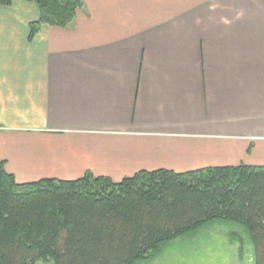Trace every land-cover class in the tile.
I'll return each mask as SVG.
<instances>
[{
  "label": "crops",
  "instance_id": "1",
  "mask_svg": "<svg viewBox=\"0 0 264 264\" xmlns=\"http://www.w3.org/2000/svg\"><path fill=\"white\" fill-rule=\"evenodd\" d=\"M0 6V160L20 184L264 166V0Z\"/></svg>",
  "mask_w": 264,
  "mask_h": 264
},
{
  "label": "trees",
  "instance_id": "2",
  "mask_svg": "<svg viewBox=\"0 0 264 264\" xmlns=\"http://www.w3.org/2000/svg\"><path fill=\"white\" fill-rule=\"evenodd\" d=\"M28 1L40 13L30 40L44 25L72 28L84 8L83 0ZM215 221L241 226L264 264V166L20 184L0 160V264H140Z\"/></svg>",
  "mask_w": 264,
  "mask_h": 264
},
{
  "label": "rangeland",
  "instance_id": "3",
  "mask_svg": "<svg viewBox=\"0 0 264 264\" xmlns=\"http://www.w3.org/2000/svg\"><path fill=\"white\" fill-rule=\"evenodd\" d=\"M140 264H256V252L241 226L215 221L162 245L150 260Z\"/></svg>",
  "mask_w": 264,
  "mask_h": 264
}]
</instances>
